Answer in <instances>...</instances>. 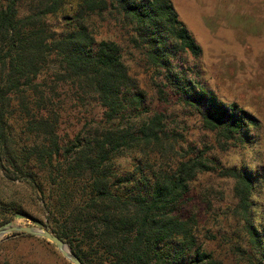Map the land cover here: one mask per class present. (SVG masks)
<instances>
[{
  "label": "trees",
  "instance_id": "trees-1",
  "mask_svg": "<svg viewBox=\"0 0 264 264\" xmlns=\"http://www.w3.org/2000/svg\"><path fill=\"white\" fill-rule=\"evenodd\" d=\"M69 5L0 0V177L29 187L53 223L43 227L81 264H264L256 175L214 155L247 143L254 122L179 71L178 55L201 49L171 1ZM133 51L157 100L168 101L170 82L214 139L188 143L150 110L125 62ZM72 110L81 125L61 131ZM203 174L231 179L234 203L213 207L194 184Z\"/></svg>",
  "mask_w": 264,
  "mask_h": 264
},
{
  "label": "rangeland",
  "instance_id": "rangeland-1",
  "mask_svg": "<svg viewBox=\"0 0 264 264\" xmlns=\"http://www.w3.org/2000/svg\"><path fill=\"white\" fill-rule=\"evenodd\" d=\"M76 0H70L74 6ZM187 30L201 49L200 57L178 55L175 62L185 78L198 81L223 105H235L253 120L247 130L249 141L242 146L214 153L225 167L245 168L256 175L254 189L255 224L264 219V0H170ZM54 20V27L63 24ZM113 31V30H112ZM132 53V52H131ZM130 75L146 94L150 110L172 119L176 131L188 143L206 145L214 139L203 128L201 118L189 105H182L172 96L175 90L170 82L167 102L157 100L151 83L152 70L144 66L137 52L125 56ZM171 89V90H170ZM167 92V93H168ZM94 111V110H93ZM73 110L68 113L69 124L61 125V131L70 132V125L81 121ZM79 119V120H78ZM203 143V144H202ZM126 165V159H120ZM259 173V176L256 174ZM198 191H209L213 207L225 208L234 203L232 180L215 174H203L194 182ZM20 209V210H19ZM20 214H14L18 211ZM260 217V218H258ZM0 225L42 228L51 226L44 204L23 182L7 181L0 177ZM218 243H207V249L215 255L220 252ZM0 264H70L55 246L41 238H28L26 234L4 235L0 239ZM224 264H234L226 261Z\"/></svg>",
  "mask_w": 264,
  "mask_h": 264
},
{
  "label": "water",
  "instance_id": "water-1",
  "mask_svg": "<svg viewBox=\"0 0 264 264\" xmlns=\"http://www.w3.org/2000/svg\"><path fill=\"white\" fill-rule=\"evenodd\" d=\"M13 233L26 234L32 237L44 239L52 243L55 246L56 250L60 253V255L65 258L70 264H81V262L71 253L68 246L56 235L46 229L11 225L8 222L0 225V239L4 235Z\"/></svg>",
  "mask_w": 264,
  "mask_h": 264
}]
</instances>
